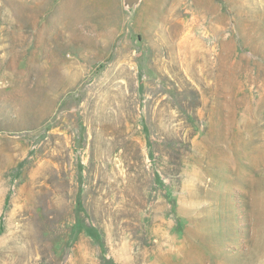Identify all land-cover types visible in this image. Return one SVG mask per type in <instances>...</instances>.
Returning a JSON list of instances; mask_svg holds the SVG:
<instances>
[{
	"label": "rangeland",
	"instance_id": "obj_1",
	"mask_svg": "<svg viewBox=\"0 0 264 264\" xmlns=\"http://www.w3.org/2000/svg\"><path fill=\"white\" fill-rule=\"evenodd\" d=\"M0 264H264V0H0Z\"/></svg>",
	"mask_w": 264,
	"mask_h": 264
}]
</instances>
